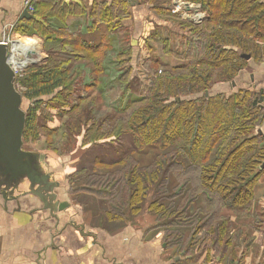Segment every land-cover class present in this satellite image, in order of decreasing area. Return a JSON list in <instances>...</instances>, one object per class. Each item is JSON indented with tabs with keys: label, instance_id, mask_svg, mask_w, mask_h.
<instances>
[{
	"label": "trees",
	"instance_id": "1",
	"mask_svg": "<svg viewBox=\"0 0 264 264\" xmlns=\"http://www.w3.org/2000/svg\"><path fill=\"white\" fill-rule=\"evenodd\" d=\"M187 1L201 4L207 14L201 23L183 20L173 13L170 0L155 5L159 17L185 31L182 37L186 49L166 51L186 59L185 64L152 61L148 92L130 98L118 114L115 111L101 120L94 118L98 121L95 122L80 102L71 103L65 96L82 83L96 89L99 74L95 71L101 58L91 55L89 48H73V55L82 54L81 58L93 62V84H85L84 71L71 70L65 66L67 60L56 54L49 55L51 59L37 67L30 66L21 81L28 102L23 139L25 147L28 140L39 136L38 112L43 110L41 102L46 97L62 100V107L67 109L63 115L73 113L67 130L74 138L81 136L83 130L84 146L94 141L101 143L103 138L113 142L130 134L133 151L115 162L97 159L92 171L82 169L69 176L73 201L86 210L83 204H90L93 199L82 200L85 194L107 199L105 204L113 211L108 210L103 217L95 211L91 220L93 226L103 228L115 225L117 219H125L127 224L134 223L143 213L156 215L153 227L163 230L166 249L175 248L169 255V264H196L201 260L218 263L217 257L241 237L233 229L232 218L223 212L257 207L253 189L264 173V146L259 145L264 140V97L251 88L229 96L208 90L217 81L234 83L250 60H264L260 44L264 41V0ZM32 3L35 17L22 22L34 27H23L18 22L13 32L47 38L46 19L85 12L82 4L65 0ZM107 4L93 5L91 16L122 31L120 21L127 4L123 0ZM119 59L121 79L130 82L127 85L132 91L131 78L138 76L133 72L139 63L138 50L127 48L120 52ZM98 95L96 98L101 99L102 93ZM82 99L86 101L87 95ZM87 137L90 138L85 140ZM223 244L225 249L220 248ZM176 257L180 259L175 260Z\"/></svg>",
	"mask_w": 264,
	"mask_h": 264
},
{
	"label": "crops",
	"instance_id": "2",
	"mask_svg": "<svg viewBox=\"0 0 264 264\" xmlns=\"http://www.w3.org/2000/svg\"><path fill=\"white\" fill-rule=\"evenodd\" d=\"M26 1L0 0V40H3L4 35H9L10 30L7 26L10 24L21 22L19 25L23 27L27 25L32 29L33 25L19 20L20 14L26 8ZM65 1L82 4L85 12L46 19L48 37L41 38L45 45L52 47L48 50L49 55L56 54L59 58L67 60L65 66H70L71 70L81 68L84 71L85 84H93L90 74L94 65L88 58H81L82 54L74 56L73 48H89L91 55L100 56L101 63L97 65L95 71L99 74L95 88L109 89L111 86L108 87V83L113 82V84L117 83L115 85L117 88L115 86L111 88L118 89L117 92L124 91V94L127 90L130 92L131 90L127 85L129 81L125 82L121 79L123 69L119 54L127 48L138 50L139 63L133 72H137L138 76L135 78L141 81L139 83L141 88L148 86L149 65L152 61L157 62L156 64H185L186 59L175 53L172 55L166 52L168 48L174 52L186 49L182 37L185 31L176 28L174 25L176 23L170 24L157 15L155 7L160 6L159 0L156 2L139 0L136 4H132L130 0H123L127 4V10L120 21L122 31L109 27L107 22L96 20L91 16L93 5L103 2L111 5L113 0ZM163 34L165 37L162 38ZM166 37L169 39H165ZM262 46L264 48V42ZM127 56L128 54L124 57ZM251 61L237 76L238 84L227 83L216 92H226L229 95L241 89L251 88L256 92H262L264 97V80L256 82L251 74L254 73L258 77L263 73L261 68L264 60L254 61V64ZM87 77L90 80L87 81ZM121 95L122 93L118 99H122ZM131 95L128 96L126 103L132 98ZM44 154L50 156L53 165L52 167L50 163L47 165L53 175H56V170L59 169L54 165L56 158L49 153L44 152ZM76 161L79 164L83 163L80 159ZM72 162L71 159L69 164ZM60 184L57 188L60 190L59 197L62 200H70L71 208L56 215L48 210L37 209L38 200L35 197L36 202L29 195H25L22 202L18 200L8 204L0 195V264L170 263L169 255L175 251V248L166 249L162 233L148 237L145 233L147 224L127 223L118 228L115 227L116 225L109 228L93 226L88 212L71 198L67 189V180L63 178ZM255 199L258 202L256 209L231 208L223 212L228 218H232L233 229L241 234L240 239L226 247L222 256L217 257L218 263L201 260L196 264H264V195H256ZM149 219L152 221L151 218ZM220 248L225 249V245Z\"/></svg>",
	"mask_w": 264,
	"mask_h": 264
},
{
	"label": "rangeland",
	"instance_id": "3",
	"mask_svg": "<svg viewBox=\"0 0 264 264\" xmlns=\"http://www.w3.org/2000/svg\"><path fill=\"white\" fill-rule=\"evenodd\" d=\"M163 1H166V0H159V2L161 3H164ZM171 3H173L172 0H170L169 4L171 5ZM187 6H190V5L188 4ZM14 32H12L13 36H19L23 38L26 37L30 41L29 44L36 46L38 50L37 54L38 56H40V58L32 59L34 62L28 64L26 67L19 69L20 73H19V80H18L17 86H18V89L23 94L26 88L21 81L27 69L30 66H31L30 68L37 67L40 64L44 63L45 61H47L49 58L51 59V57L49 56L48 50L52 49V47L45 45L40 36L24 35V34L18 33L17 31L15 33ZM161 36L162 38L165 37L164 34ZM260 42H261L260 44L262 45L264 41H260ZM10 48L11 47H9V51H10ZM116 49H118V47ZM114 53H116V51ZM251 62H253L254 64L253 60ZM262 68H263V71H262L263 73L258 77L254 76L256 82L257 81L263 82L264 65H262ZM113 75H115V77L117 76V74H113ZM131 79L133 82L134 89L131 92L127 90L126 94H124V91L117 92L118 89L114 90L113 88H111V87H114L117 83L113 84L112 82L109 84L107 82L108 87L111 86L109 88L110 90L109 89H97V88L89 89L86 87V85L83 86V83H82V84L75 86V88L68 91L67 93H65V96H68L67 99L71 103L80 102L82 104V107H84L86 111H89V114H91L93 120L94 118L97 120H101L102 117L108 115L109 113H114L115 111H116L115 114L120 113V110H122V108L126 106V101L129 95L132 94L131 95L132 98H136V97L139 98L140 96H143L144 94L148 92L146 88L144 87L141 88L139 84L141 82L140 80H138L135 77L134 78L132 77ZM238 79L239 78L236 77V80L234 81L235 82L234 85L238 84ZM86 80L88 81L90 79L87 77ZM227 83L229 82L224 83V82L217 81L215 82V84L212 85L213 87L210 88L208 92L216 93V91H220L224 86H226ZM99 92L102 93L101 99L96 98V95L99 96L98 95ZM121 93L122 95L120 98L122 99H118V96ZM223 94H225V96L231 95V94L229 95L226 94V92H224ZM86 95L88 99L86 101L85 100L83 101L82 96H86ZM50 99H47L46 97L45 100H42L41 106L43 110L38 112V114L40 115V124H41V128H39V131H40L39 136L35 140L33 139L28 140L25 143V148L28 150L35 151V152H43V153L45 152V153L54 155V157L56 158V163L54 165L58 166L59 169L56 170V175L55 174L53 175V180L63 182V178H65L68 182L67 189L69 190L68 192L71 196V193H70L71 184H70V179H69V176L71 174H73L74 172L80 171L82 169L86 171H92L94 167L93 165L95 164L97 159H101L106 162L118 161L123 156L133 151L135 149V145H134L132 136L128 133L123 134L119 139H115L113 142L109 141L110 138H103L102 140H100L101 143L96 142L97 143L96 144L94 141L92 143L89 142L90 144L86 143L87 145L85 146L82 145L81 143L84 141V140L82 141L83 130L81 131V134H80L81 136L78 135L75 138L67 130V122L69 121V119H71L70 114H73V113H70L69 115H63V112L66 111L67 109L65 107H62L61 105L62 100L59 99L58 101H52V99L51 100ZM23 102H24V105L28 106V102H26L25 99ZM61 115L63 116L60 117ZM95 122H98V121H95ZM261 128L264 129V124L261 126ZM50 130H54V133L52 135L50 134ZM89 138L90 137H87L85 140H88ZM259 145L264 146V140L263 142L259 143ZM84 150H87V151H84ZM71 159L73 160V162L69 164V161ZM78 159L82 160L83 163L81 164L77 163L76 160ZM49 163L51 164V167H52L53 162L50 158H49ZM66 164H69V165H66ZM253 190L255 192V195L257 196L264 195V173L262 174L261 179L255 185ZM84 196L85 198L82 200L88 201V200L93 199L90 204H83L85 208H87L85 211L88 212V214L91 216V220L95 214V211H96L97 216L101 215L100 217H103L104 213L107 212L108 210L113 211V209H110L108 206H106L105 202H107V199H103L101 197H97L94 195H92L93 196L92 197L88 194H85ZM149 218H151L152 221ZM124 221L125 219L124 220L117 219V221H115L116 227L118 228L123 224L126 225ZM155 221H156V215L150 214V213H143L139 217L138 216L136 217V219L134 220V223L128 222V221L126 222H128L130 225L147 224V226H145L146 228L145 233L147 234L148 237H151L158 233L163 234L162 229L153 227L155 224ZM163 244L165 245L164 242Z\"/></svg>",
	"mask_w": 264,
	"mask_h": 264
},
{
	"label": "water",
	"instance_id": "4",
	"mask_svg": "<svg viewBox=\"0 0 264 264\" xmlns=\"http://www.w3.org/2000/svg\"><path fill=\"white\" fill-rule=\"evenodd\" d=\"M130 1L136 4L138 0ZM33 18L34 14L27 7L19 16V20ZM246 57L251 58L250 55ZM254 76L252 73L255 79ZM17 79L10 61L9 45L0 41V195L8 204L22 202V198L29 195L35 202V198L38 200L37 209L48 210L53 215L69 211L71 202L60 199L57 188L61 184L53 180V173L47 165L50 156L24 147L27 105H24V95L17 87Z\"/></svg>",
	"mask_w": 264,
	"mask_h": 264
},
{
	"label": "built area",
	"instance_id": "5",
	"mask_svg": "<svg viewBox=\"0 0 264 264\" xmlns=\"http://www.w3.org/2000/svg\"><path fill=\"white\" fill-rule=\"evenodd\" d=\"M172 2H173L172 12L178 14L183 20H187L189 22L199 24L206 18L207 14L205 11L202 10L201 4L192 3L187 0H172ZM188 4L190 6H187ZM25 5L29 9V11L34 14L36 8L35 5L32 3V0H27ZM7 28L9 30H13L14 24L8 25ZM0 41L6 42L9 45V47H11L10 35L8 34L4 35L3 40ZM10 56H11V48H10ZM13 67L15 69L18 78L20 73L19 72L20 68H17L14 65ZM16 84H18V82Z\"/></svg>",
	"mask_w": 264,
	"mask_h": 264
},
{
	"label": "bare ground",
	"instance_id": "6",
	"mask_svg": "<svg viewBox=\"0 0 264 264\" xmlns=\"http://www.w3.org/2000/svg\"><path fill=\"white\" fill-rule=\"evenodd\" d=\"M12 32L13 30L8 32L11 42L10 61L14 66L22 69L28 64L34 62L32 59L40 58V56L37 54V47L29 44L30 41L26 37L13 36Z\"/></svg>",
	"mask_w": 264,
	"mask_h": 264
}]
</instances>
